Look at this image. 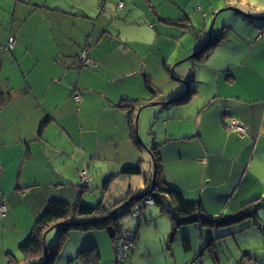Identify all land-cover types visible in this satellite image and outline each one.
<instances>
[{
    "label": "crops",
    "instance_id": "obj_1",
    "mask_svg": "<svg viewBox=\"0 0 264 264\" xmlns=\"http://www.w3.org/2000/svg\"><path fill=\"white\" fill-rule=\"evenodd\" d=\"M227 7L236 11L220 12ZM263 25L264 0H0V198L9 206L0 225L14 236L0 264L20 255L52 190L68 199L103 181L99 203L107 206L147 191L155 162L146 145L155 144L161 179L200 201L206 216L233 215L258 199L261 221L236 233L213 232L230 224L202 222L174 234L155 204L121 219V231L137 235L123 264H232L243 255L264 264ZM11 35L16 45L7 50ZM172 52L175 61L195 54L176 68L189 85L162 61ZM133 100L140 105L123 107ZM133 165L148 178L123 174ZM84 169L89 188L80 185ZM72 182L80 186L61 190ZM238 236H246L240 251L226 250ZM54 264H117L115 242L99 227L72 229Z\"/></svg>",
    "mask_w": 264,
    "mask_h": 264
},
{
    "label": "trees",
    "instance_id": "obj_2",
    "mask_svg": "<svg viewBox=\"0 0 264 264\" xmlns=\"http://www.w3.org/2000/svg\"><path fill=\"white\" fill-rule=\"evenodd\" d=\"M206 47L205 51L207 49L210 50L213 46L208 45ZM150 89L152 88L150 87ZM153 92L155 93L154 90ZM188 97L189 95L187 94V96L178 99L177 102L185 101L188 99ZM130 102L131 103L124 104L123 107L127 109H133L137 105H140L139 101L136 102L133 100ZM152 154L153 162H155V184L154 190L152 192H149L146 196L150 194L154 195L153 197L156 202L155 204L161 205L162 211L171 218L173 222L174 234L177 232V229L184 225L197 224L202 222L217 224V220L219 219V217L206 216L204 212L205 209L203 208L200 201L186 198L182 190H180L176 186L169 184L165 179H161V158L158 144L154 145ZM142 171L143 170L140 165H133L125 167L123 174L129 176L141 175ZM112 178L114 177H111V179ZM16 190L23 191L24 187L18 185L16 187ZM82 190L84 191L87 189ZM144 192H137L136 196L138 197ZM136 196L131 193L122 201L108 206L103 202L96 205H90L81 201L80 199L75 203H70L60 198H50L42 214L36 219L31 230H28L29 233L27 237L19 244V251L21 256H16L12 253H9V264H36L40 262H43L40 264H54V260L58 256V253L62 247L63 238L66 237V235H68L72 229L94 227L104 229L110 235V237L115 242L117 264L125 263V261L123 263H120V259L118 258V246L120 245L121 234L123 232L120 228V221L124 216L132 215L131 209L133 205L142 201V199H138ZM258 202L259 200L255 199L251 202L246 203L237 213L230 215L227 222L221 221L219 224L238 225L237 223H239L241 224L239 225V228L245 230L253 227V223L259 225L261 220L258 214V207L260 205L257 204ZM2 206L6 207L5 211H2ZM8 213V202L6 199H4V197H2L0 198V217L4 219L5 217H7ZM53 228L58 229L59 240L53 248L46 249L45 233ZM133 240L136 244V234L133 236ZM91 249L92 248L87 250V252H90ZM46 250L48 252V259L45 262ZM128 261H131V255L126 262ZM237 263L238 262H236V264Z\"/></svg>",
    "mask_w": 264,
    "mask_h": 264
},
{
    "label": "rangeland",
    "instance_id": "obj_3",
    "mask_svg": "<svg viewBox=\"0 0 264 264\" xmlns=\"http://www.w3.org/2000/svg\"><path fill=\"white\" fill-rule=\"evenodd\" d=\"M7 45V44H6ZM169 57H170V61L169 62H167L166 60H162L163 62H165V64H170V66L172 67L174 64H176L178 61H180V60H176L175 61V59H178L179 57H180V55L178 54V52L177 53H175V54H173V52L172 53H170L169 55H168ZM176 62V63H175ZM174 79V78H173ZM173 83H168V84H166L168 87H170L171 85H172ZM152 177V176H151ZM103 181H100V182H98V183H96V185H100V186H103ZM66 184V183H65ZM75 185H79V183L78 182H72V184H66L65 185V187H63V189H61L63 192H69L70 190H71V188H73V187H75ZM81 185V184H80ZM79 185V186H80ZM118 185H120V184H118ZM100 186H99V190L98 189H93L92 190V192L90 191V193H87V191H83L82 189H80V190H77L76 192H75V194H74V197H69L68 199H66V198H60V197H57V196H54V195H58V194H55V193H57V191H55V190H52L51 192H52V195L48 198V200L50 199V198H53V197H56V198H60V199H63V200H66V201H68V202H70V203H75L77 200H81V201H83V202H85V203H87V204H90V205H96V204H98L99 203V200H101L102 199V196L104 195V190H103V188H101L102 190H100ZM95 191H97L96 192V194L97 193H99L100 194V197H98V196H95L94 195V192ZM48 200H47V202H48ZM261 201H262V203H264V196H263V198L261 199ZM47 202H46V205H47ZM133 206H135V205H133ZM262 206H263V204H262ZM28 210V208L26 207V206H24V207H21V214H23L24 213V211H27ZM132 214V213H131ZM222 214H224V215H222V216H220L219 217V219L217 220V224L216 225H220L219 223L222 221V222H227L229 219H228V217H230V215H227V214H225V212H222ZM132 216H134L133 214H132ZM85 221V220H84ZM208 224H211V223H209V222H207ZM231 225H234V226H231ZM239 225H241V224H238V225H235V224H230V225H228V226H230V227H224V228H217V229H213V232H215L216 230H218L219 232L221 231L222 233H226L227 231H230V233L232 232V233H236V232H239L240 230V226ZM4 227H6V228H4ZM226 229H230V230H226ZM224 230V231H223ZM220 232V233H221ZM251 234H252V232H251ZM247 237H248V235H247ZM252 237V238H251ZM251 237H250V241L252 240V242L253 241H256L255 240V236L253 237V234L251 235ZM14 236L13 235H11V229H10V226H2V225H0V254L2 253V250L6 247V246H9V245H12L13 243H14ZM238 238V240L237 239H234V238H232L231 240H228V242H227V247H226V250H229V249H231V248H235V251L236 252H239L240 251V245H242V242L244 243L245 242V239H246V236L245 237H237ZM58 240H59V233H58V229L57 228H53V229H50V230H48L47 232H46V238H45V244H46V246H47V248L48 249H51V248H53L57 243H58ZM147 241L149 244H154L155 242H156V239H155V237H152V236H149V235H145V239H144V241ZM70 243V241L69 242H67V245ZM224 242H218V247H219V249H220V252H221V250H222V247H221V245L223 244ZM264 244V242L262 243V245ZM248 253V252H247ZM244 254H246V252H244ZM19 255V254H18ZM19 256H21V255H19ZM47 256H46V259H45V262L47 261ZM248 259H250V257H248V256H246V255H243L241 258H238L236 261H234L232 264H236V262H239V264H248V262H246L245 260H248ZM210 260H212V259H210ZM146 261L145 260H143V263H145ZM40 263H43V262H40ZM126 263V262H125ZM142 263V264H143ZM253 263H257V262H254L253 261Z\"/></svg>",
    "mask_w": 264,
    "mask_h": 264
},
{
    "label": "built area",
    "instance_id": "obj_4",
    "mask_svg": "<svg viewBox=\"0 0 264 264\" xmlns=\"http://www.w3.org/2000/svg\"><path fill=\"white\" fill-rule=\"evenodd\" d=\"M123 4L121 3L119 5V7H122ZM264 37V25L259 29V37L261 38ZM16 45V38L14 36H10L6 45V49L7 50H12L13 48H15ZM80 59L82 61L83 64L88 65L90 60L88 58V56L86 55V53H82L80 55ZM80 100V96L77 95L76 96V101ZM234 125V124H233ZM80 178H81V185L83 187H89V174H88V169H84L80 172ZM154 195L150 194L148 196H146L145 198L142 199L141 202L135 204V206L132 207L131 209V213L134 216H140L142 214V211L149 207L154 205L155 199L153 197ZM5 206H2V211H5ZM133 234L129 233V232H122L121 234V242L119 247V253H118V258L120 259V262H124L127 261L130 258L131 253L134 251L136 244L134 243L133 240ZM255 264V263H252Z\"/></svg>",
    "mask_w": 264,
    "mask_h": 264
},
{
    "label": "water",
    "instance_id": "obj_5",
    "mask_svg": "<svg viewBox=\"0 0 264 264\" xmlns=\"http://www.w3.org/2000/svg\"><path fill=\"white\" fill-rule=\"evenodd\" d=\"M225 10H234V11H236V9L234 8V7H227V8H224V9H222V10H220V12H222V11H225ZM215 19H216V15H215V18H214V20H213V22H212V24H211V26H210V28H209V30H208V33H211V31H212V27H213V24H214V22H215ZM232 28H233V26H231ZM205 49V48H204ZM195 57V54L193 53V55H191V56H189L188 58H185V59H183V60H181V61H178L176 64H174L172 67H171V69H170V75H171V77L172 78H176V79H178V80H181V81H183L185 84H187V85H189V83H188V81L186 82V79L185 78H183V77H176V75H177V70H176V68L177 67H179L180 65H182L183 63H185V62H187L188 60H190L191 58H194ZM192 69H193V67H191V68H188V69H185V71H184V74L185 75H188L189 77H191V75L193 74V72H191L192 71ZM188 91V89L186 90V91H184L183 93H186ZM158 103H161V102H158ZM158 103H156V102H150L149 104L151 105V106H157L158 105ZM169 103V101H167V102H165V104H168ZM171 103V102H170ZM161 104H164V103H161ZM142 109V108H141ZM141 109L138 111V113H137V116H136V131L138 132L139 131V116H140V113H141ZM140 139V138H139ZM140 141H141V139H140ZM146 149H147V154H148V156L153 160V154H152V148H150L149 146H147L146 145ZM141 176H142V178H148L147 177V172L145 171V170H143L142 171V173H141ZM152 183V184H151ZM150 183V186H149V189L147 190V191H145L143 194H141L140 196H136L138 199H143L149 192H152L153 190H154V184H155V175H154V177H153V182H151ZM137 199V200H138ZM237 224H239V223H237ZM45 238H46V233H45ZM46 249H47V246H46ZM47 250H46V256H47ZM47 258H48V256H47ZM36 264H40V263H36Z\"/></svg>",
    "mask_w": 264,
    "mask_h": 264
},
{
    "label": "flooded vegetation",
    "instance_id": "obj_6",
    "mask_svg": "<svg viewBox=\"0 0 264 264\" xmlns=\"http://www.w3.org/2000/svg\"><path fill=\"white\" fill-rule=\"evenodd\" d=\"M150 180H151V182H153V177Z\"/></svg>",
    "mask_w": 264,
    "mask_h": 264
}]
</instances>
